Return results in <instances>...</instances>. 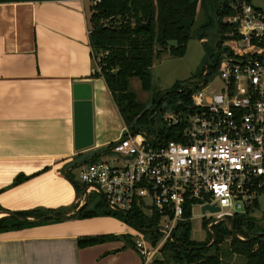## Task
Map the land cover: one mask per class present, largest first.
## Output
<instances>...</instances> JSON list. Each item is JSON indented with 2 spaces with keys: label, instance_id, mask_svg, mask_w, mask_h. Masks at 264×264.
<instances>
[{
  "label": "crops",
  "instance_id": "0c3cea01",
  "mask_svg": "<svg viewBox=\"0 0 264 264\" xmlns=\"http://www.w3.org/2000/svg\"><path fill=\"white\" fill-rule=\"evenodd\" d=\"M88 6V0L0 4V217H48L0 232V264H142L120 239L76 244L83 237L132 238L136 229L99 209L101 200L88 208L74 186L78 166L106 157L124 128L88 46ZM75 85L89 95V138L75 133L77 104L85 103L74 98ZM19 175L26 180L11 186ZM82 207L95 215L82 218Z\"/></svg>",
  "mask_w": 264,
  "mask_h": 264
},
{
  "label": "built area",
  "instance_id": "2783aa9c",
  "mask_svg": "<svg viewBox=\"0 0 264 264\" xmlns=\"http://www.w3.org/2000/svg\"><path fill=\"white\" fill-rule=\"evenodd\" d=\"M230 9L222 24L231 35L218 42L200 80L185 86L189 103L178 101L162 117L175 140L158 144V136L124 126L105 153L118 159L78 166L81 201L93 194L109 215L125 218L134 207H144L160 217L152 230L160 237L157 245L144 230L132 233L134 251L145 262L173 242L185 206L190 213L194 207L217 208L201 215L209 219L203 230L212 243L216 225L250 214L264 193V11L245 0Z\"/></svg>",
  "mask_w": 264,
  "mask_h": 264
},
{
  "label": "trees",
  "instance_id": "16d2710c",
  "mask_svg": "<svg viewBox=\"0 0 264 264\" xmlns=\"http://www.w3.org/2000/svg\"><path fill=\"white\" fill-rule=\"evenodd\" d=\"M22 1L54 0H0V4ZM98 1L96 3V0H88V46L93 59L98 64L99 73L97 76H100L105 82L124 126L136 133L138 131L134 129V123L142 125L147 122L149 126H152L153 116L157 115L160 104L152 112L140 113L139 106L129 91V79L143 77L161 53L167 52L174 59L184 55L189 35L182 27V23L187 21L189 26L192 25L199 0ZM262 2L264 11V0ZM214 10L220 38H222L229 30V26L221 24L220 18L230 15L232 9L228 4L222 3L216 5ZM170 43H173L174 46ZM212 70L211 68V73ZM174 88V91L165 95L168 102L176 105L179 101L180 106L187 105L191 91L187 87L182 88L181 91H178L180 88L177 89L176 86ZM161 130L153 131V133L147 131L146 133L158 136V144L175 140L173 130L164 127ZM108 147L104 153L108 151ZM96 158L94 156L90 162L95 161ZM25 180V177L19 175L13 179L11 186H16ZM74 186L79 188L76 184ZM98 205L100 203L97 204L96 209ZM254 205H256V201ZM78 213L82 218H91L95 215L90 211H84L83 207ZM182 215L184 220L175 227L173 242L165 243L158 254L160 260H153L149 264H226L223 262L225 254L228 257L242 258L244 264H264V233L259 235L256 232V221L251 213L234 216L226 221V225L225 223L216 225L213 228V240L210 245L207 242L196 243L190 239L191 215L187 206L184 207ZM28 217L34 220L44 218L35 212L11 214L5 217L11 223L0 226V232L17 228L20 226L18 223H28L22 222ZM123 219L125 223L131 224L134 228L147 232L158 227L160 223V217L152 211L148 214L144 207H134L130 214ZM3 221L5 220L3 219ZM204 224V222L201 223L202 229ZM119 238L128 240V242L132 239L129 236L83 237L78 239L76 244L80 249ZM159 238L158 235L152 233L151 245L154 246Z\"/></svg>",
  "mask_w": 264,
  "mask_h": 264
},
{
  "label": "rangeland",
  "instance_id": "374dc122",
  "mask_svg": "<svg viewBox=\"0 0 264 264\" xmlns=\"http://www.w3.org/2000/svg\"><path fill=\"white\" fill-rule=\"evenodd\" d=\"M236 1L237 0H199L196 5V14L193 18L192 25L189 26L187 21L182 23V27H184L185 32L189 35V41L186 43L187 45L184 55L180 58L174 59L171 58L167 52L161 53L153 61L154 63L152 67L143 75V77L131 78L129 80V91L135 98V103L138 104L140 113H144V111L152 112L155 107L160 104L157 115L153 116L152 126H149L147 122L142 125L134 123V129L138 131V133L141 134L147 131L153 133V129L156 132L162 131L163 115L171 112L175 106L174 103L170 104L168 102L165 95L174 91L175 86L177 89L180 88L181 90L189 84L195 85V83L200 80V75L204 66L211 65L215 59L216 46L219 44V41L223 40V38H220L219 34L217 16L215 15L214 10L215 6L224 3L231 7ZM245 1L253 8L263 10L262 0ZM224 18L225 17L220 18L219 22L221 24ZM229 35H231L230 29L224 34V36ZM199 36L200 38H198ZM223 41L226 40L224 39ZM170 45L174 46L173 43H170ZM115 158L118 159V155L111 152L106 157L98 160L110 162ZM77 184L79 186L78 181ZM78 194L80 195L79 190ZM99 199L100 198L97 195H89L87 199V201H89L88 208L92 207L94 210L96 203H101ZM253 208L255 209V214L252 215L256 221L255 230L260 235L262 232L264 233V193L258 195L256 205H254ZM99 209L104 208L101 206ZM190 215V239L196 243L202 244L207 242L208 245H210V238L208 240L206 232H204L201 227V223L208 221L209 219L201 218L199 207L192 208ZM3 219L5 221H3ZM0 221H3L0 222V226H6L11 223V221L5 219L4 216L0 217ZM147 233L151 235L146 237V239L151 242L152 231H148ZM119 239L124 242L126 248H132L134 250V241L132 239L129 242L122 238ZM157 244L158 241L155 245ZM162 247H160V249ZM223 248L225 249L224 246ZM153 260H160V256H158V254L153 256L149 259V262L142 260V264H149ZM223 262L226 264H244L242 258L237 256L228 257L227 254L224 255Z\"/></svg>",
  "mask_w": 264,
  "mask_h": 264
},
{
  "label": "water",
  "instance_id": "95a60500",
  "mask_svg": "<svg viewBox=\"0 0 264 264\" xmlns=\"http://www.w3.org/2000/svg\"><path fill=\"white\" fill-rule=\"evenodd\" d=\"M83 88L82 85H75L74 88V98L75 99H84V102H79V104H77L80 108H78L77 110V125L75 127V133L77 134V137H85V135L87 134L88 138L90 136V115H89V103L87 101H89V95H81L79 94L80 89ZM207 211L210 214H215V212H217V208H214L212 206H203L201 207L200 213L201 215ZM9 216V215H8ZM48 217L45 218H40L34 222L36 223H41L44 222ZM22 222H28L27 220H22Z\"/></svg>",
  "mask_w": 264,
  "mask_h": 264
}]
</instances>
